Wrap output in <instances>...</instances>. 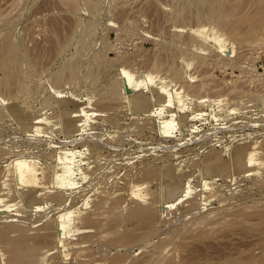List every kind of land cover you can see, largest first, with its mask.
Returning a JSON list of instances; mask_svg holds the SVG:
<instances>
[{
	"label": "rangeland",
	"instance_id": "374dc122",
	"mask_svg": "<svg viewBox=\"0 0 264 264\" xmlns=\"http://www.w3.org/2000/svg\"><path fill=\"white\" fill-rule=\"evenodd\" d=\"M49 1L50 3L52 2V0H18L17 3V0H0V19H8L2 21L4 23H1L0 20V55H3L0 58L2 59L6 55V57L9 56L8 60L10 61L15 57V54L13 56L12 53L10 55L4 52L8 51L7 47L12 43H15L16 46H14L17 47V51L21 52L20 54L18 53L20 58L15 63L16 66L15 64L12 65L10 61V63L8 62L9 67L7 65L5 66L6 68H0V84H2L0 85V152L3 153H0V167L3 166L2 169H5L1 173L6 178L4 180H9V176L11 177L13 172L11 171L13 161L19 155L25 154V156L28 155L27 157L35 158L39 161L41 183L44 185L39 193L42 198L40 207L29 209L26 206L24 208L17 191H14L12 185L9 184L11 181H8L7 184L11 185V187L8 185L9 192L5 202L6 204L9 202L11 208L5 212H0V264L2 261L5 264L21 263L19 260H14L16 262L12 261V256L9 255L12 254L9 253L11 250H7L10 249L8 248L10 246L6 245L8 243H5L1 237V229L3 230V227L7 226V224H19L20 222L18 223V221L22 222L20 227L24 228L25 224L26 228L24 229H27V233L29 235L32 233L30 236H34L33 233L36 235L37 232L46 231L47 233L49 231L47 233L48 239L49 237L51 239V241L47 240L48 243L50 242L49 244L42 242L43 246H41L40 243L42 247L38 251L40 258L37 255L34 260L41 259L43 255H47L49 258L44 256L45 260H42V258L39 261L29 259L30 263L24 260L23 264H33L32 262L43 264L44 261V264H52L58 262V260L61 263L54 264H86L88 262H94L92 264H110L113 259L114 261L111 264L117 263V261L120 262H118L119 264H123V262L124 264H145L148 260L153 264L152 259L155 261L154 258L159 261L156 260V264H264V30L258 31L257 34L246 39L250 41L251 45L247 41H240L234 34L231 36L229 31L227 35L222 34L216 31L218 26L212 23L217 21L215 18L213 19V17H208L205 14L206 20L205 18L203 19L205 22L202 21V16H199L202 22L198 20L197 16L200 15V12L203 15L202 13H207L206 11L208 10V6H205V8L202 5L203 0H201V3H199L200 0H195V3H192V0H183L182 3L181 0H98L100 2L104 1L101 2L103 3L102 8L99 2V7L97 6L99 10L95 8L92 13L91 10H88L89 8H86L87 6L80 7V11H71L64 7V9H60L61 4L58 3L59 6H56L57 2L55 3V1L51 3L54 8L49 6L51 4H47L48 7L45 3H49ZM110 1L113 8L109 6V9L106 3H110ZM240 1L238 12H242L243 16H246V21L243 23L241 21L242 24L240 23L242 29H248L257 19L256 23H259L261 19L264 20V0ZM240 1L236 0V2ZM183 3H185L184 8L189 3L186 9L192 8L190 9V14L187 10H184L183 13V8L181 9V4ZM191 3L195 5L193 6ZM7 4H10L11 7ZM82 4L84 5V2ZM105 4L107 5L106 7H104ZM114 4L116 6L120 4L117 10ZM5 5H7V9H5ZM201 5L205 10H202ZM204 5L207 4L204 3ZM12 6L14 7L12 8ZM178 7L180 10H178ZM10 8H12V12L11 10L8 11ZM100 9L102 13H100ZM111 9L113 10L112 12ZM5 11H8V14ZM179 11H182L183 15L187 14L186 16L188 17L183 16L184 18L179 20ZM59 12H65L66 15L68 13L66 19H69H67L68 22H65L67 23L65 28L68 27L70 30L71 26H68V23L69 25L75 24L71 28L73 30H70L69 33L67 32L69 38L65 37L66 41L71 42H67L68 46L60 49V52L56 50H59V48L53 44L52 25H50L53 20L57 18V20H62L64 18H60L63 14L61 15ZM191 12L194 13L192 20ZM55 13H59L61 16L59 17ZM87 13L91 14L88 16ZM242 13L240 14L241 16ZM4 14L6 17H4ZM56 15L58 16L57 18L54 17ZM74 15L80 17L74 18ZM81 15L85 17L82 16V18ZM91 15L92 17L93 15L95 16L93 19H96V21L92 19ZM71 16L73 18H70ZM87 16L90 18L86 19ZM233 16L234 18L230 17L233 18L231 22L240 21V16L237 15L238 20L235 17L236 15ZM207 17L210 22L212 21V24L207 22L209 21ZM185 18L187 21H191H188L189 24L186 23L188 25L185 24ZM252 18H254V22L251 21ZM78 20L81 22H77ZM182 20L185 21L183 22ZM93 22L96 23V26L92 24V30H98L97 36L95 35L96 32L94 33L96 37L92 33V40L88 39L89 41L81 43L91 46L93 41L91 49H94V51L99 49L100 55L97 54L98 51L94 52L90 48L85 47V44L81 45L83 46L82 48L78 44L80 43L79 40L77 41L78 43H75L78 38L80 40L85 39L86 32L83 29L85 28L83 24L90 27V23ZM77 23L81 25H77ZM214 24H217V22ZM74 26L80 29L74 31ZM87 28L85 29L87 30ZM78 30L81 31L79 32ZM72 32L78 33L77 37L79 35L84 36H79L78 38L73 36L72 40L70 34L76 35ZM203 36H207L209 39ZM258 37L263 39L261 38L262 40L259 39L258 41ZM99 38L105 40L106 43L102 39L99 42L101 45L106 44V46H103V48L106 47V50L104 48L100 51V44L96 45ZM188 38H190L189 42L193 38L194 43H192V39L190 44ZM251 38H253L254 42ZM217 41L225 44L223 45L224 47H220ZM72 43L73 45H71ZM76 44H78L77 47ZM69 45L71 46L69 47ZM4 46L7 47L4 48ZM40 47L43 49L40 50ZM78 47L79 50L76 49ZM62 50L63 52H61ZM169 50H173V52ZM84 51L89 55L85 56ZM177 51L180 52L178 53ZM185 51L188 54H184L183 52ZM76 52L77 54H83L80 55L81 57L74 59L77 57V55L74 57ZM101 53H104V55ZM171 53L175 55H171ZM181 53L184 56L183 54L179 56ZM98 55L100 56L99 59ZM92 56L96 60L92 59ZM156 56L158 60L160 58L159 63L162 61L160 64H165H156L157 60L154 59ZM200 57L202 58L200 59ZM71 58L75 61L82 59V62H78V64L81 62L82 69H76L79 71L77 77L73 75L75 76V82L77 81L75 78H79L77 81L79 82L80 80L79 85L77 82H71L73 76L67 74L69 71L65 69L68 65L63 66V64L71 62ZM170 58H173V64H170L172 67H169L170 65L168 64V62L172 61ZM13 59H16V57ZM90 61L93 62V66L96 61L97 64L100 63L101 65L99 64L98 67L95 64L91 72L90 65L92 62L90 63ZM153 61L155 63L153 65H158L157 67L159 68L153 66L151 69ZM178 61L181 66H179ZM33 64H36V66ZM96 65L100 68L98 70L102 71V74L95 69L97 68ZM173 65H175L174 68ZM61 66L65 67L66 71H61ZM160 66L162 71H160ZM178 66L182 70L180 68L177 69ZM11 67H13V77L11 73H8L11 72V70L9 71ZM154 68L156 70L159 69L158 73L154 74ZM171 68L174 71L176 70L175 74L180 73L177 74L180 79L174 78H177L175 83L172 82L175 75L173 74L174 76L170 77L173 72ZM170 69L171 71H169ZM58 70L66 73H62L63 76L65 75L64 77L71 76V80H67L66 78L68 77L65 78L67 80V82H64L65 84L62 82L65 81L62 78L60 83H63V86L58 82L57 84L53 83L55 81L52 82V76H57L59 74ZM80 70H82V73ZM123 70L135 75L136 78L142 79L144 81L142 83H145L147 87L166 86V89L169 88L168 93H173L172 96L174 98H171L174 101L169 106L167 105L168 107H163L164 111H162V114H166L167 119L172 118L177 122L179 114L184 111L195 110V112L199 113L198 118L194 117V120H190L195 125V129L191 131L183 130L180 125L176 124L175 128L165 133L160 130L158 121L160 116L163 115L157 113L155 114L156 116H147L144 113L146 112L144 109H132L129 103L124 100L125 98L127 99V92L123 84L119 88L116 85V79L122 77ZM179 70L183 74L178 72ZM83 72L87 73V77H85ZM110 73L116 79L113 78V80V76ZM81 74H83L84 78L80 76ZM99 74L101 75L99 76ZM106 74L109 75L108 77L111 76V79L105 80L108 78ZM9 75L14 79L10 82L11 87H6L4 86V81ZM96 75H98V78ZM147 76H152L149 78L150 80L152 79V82L146 78ZM181 76L185 80H182ZM110 80L113 82L116 80V82L113 83L111 81L112 83L110 84ZM180 81L181 84H178ZM19 88L20 90H18ZM109 90H115L114 94ZM177 91L179 96L175 95ZM101 92L102 94H100ZM103 92L109 96L103 95ZM42 93L48 96L45 97ZM195 93L199 96L197 97ZM99 94L101 99L107 96L108 99L103 100L104 104L100 101L101 99L98 100ZM115 94L119 96L117 97ZM59 95L74 100L71 107L81 106V108L83 107L82 110L86 112L83 128L74 135H67L65 130L66 121L75 122V120L73 118L67 119L64 116L57 100ZM48 97L51 100H48ZM178 99L182 100V104L185 103L186 107L185 105L184 107L186 110L183 106V108L181 107L183 111L180 107H177V101H181ZM47 100L49 101L48 103H43ZM212 107L219 111L217 121H212L210 115ZM42 115L46 116L48 120L40 130H37L33 120L35 117ZM212 147H216L219 156L226 161V169L228 170L224 177L214 176L206 179L202 171L204 165L208 162L207 159H209L207 150ZM242 147H255L254 150H257H255V156L259 163L254 165L252 167L253 170L251 169L248 172H245V169L234 168L232 163V157L235 152ZM66 148H73L71 150L75 151L72 154L75 166L72 179H74L75 184L69 187H62L63 185L59 186L60 184H57V173L55 172H57L56 168L59 166L58 155L62 149ZM170 164L175 172L188 173L191 179L189 184L193 192L188 197L182 198L179 201L180 203L177 202L173 206L165 208L162 206V190L166 184L165 181H168V179L164 176V170ZM135 188H137V193L134 192ZM138 189L140 190L138 191ZM55 193H61L57 196L60 197L62 195L63 198H51V196H55ZM55 199L62 203L57 202ZM195 201L198 204H195ZM193 203L195 204L194 210H192ZM141 204L154 209V213L156 212V217H153L155 222L152 220L153 225L151 227L150 224L146 223L145 225V222H142L143 220L128 217L129 212L133 208L141 206ZM196 208L200 210L198 209V211ZM185 211L190 213L186 212L184 214ZM60 212H67L63 220L66 219L65 221L68 220V222L71 221L70 219L77 217V219L72 220L71 223H75L70 224L73 226H70L69 230L71 232L68 231L70 233L66 236L67 238L69 236L68 240L70 239L68 244L70 255L67 257L62 255L59 245L60 238L64 240L66 237L65 235H60L59 229L56 228L57 225H53L57 224L55 218L57 219ZM204 212L210 216L206 217L207 215ZM79 213L82 215H87L88 213L92 215V218L88 220L86 218H89L90 215L82 216ZM116 213L122 214L117 216ZM196 214L199 218L201 216L199 221L196 218ZM80 215L84 218H80ZM42 217L43 219H41ZM120 217L126 220L122 219L121 221ZM208 218L209 220L207 221L206 219ZM113 220H116L117 223L115 221L113 223ZM119 220L120 223L118 222ZM87 221H92L91 223L94 221L96 224L91 225ZM86 222L87 224H85ZM26 225H29L30 228ZM45 225L47 229H43ZM95 225L100 226V229L98 230L97 226V228L93 229L92 227H95ZM146 226L149 227L146 228ZM158 227L159 229L161 228V231L157 230ZM153 228L158 234L161 233V238ZM14 229L15 227H12L10 230ZM18 229L12 232L9 231L11 232L10 236L16 237L19 234V231H16ZM147 229H152L153 232L150 231L149 233ZM144 230L145 232H143ZM100 232L101 234L104 232L103 234L106 235V238L103 234L102 237ZM151 232L153 237H150L152 239L149 235L147 236ZM140 233L141 237L139 236ZM142 233H146V235L143 236ZM153 233H156V236ZM136 234L139 235L137 236ZM61 236H64V238ZM91 236L93 237L92 239ZM95 236H98L100 240L96 237V241ZM111 236L116 241L113 240L114 238L110 241ZM132 236V240L135 241L137 237L136 240L139 242L135 241L136 244H133L134 242L131 240L133 243L131 242V245H129V238H132ZM118 238L122 243L118 241ZM122 238L124 240L125 238H127L126 240L129 239V242L126 240L124 242ZM138 238H142V242ZM144 239L147 241V245ZM1 241L4 243H1ZM117 241L119 244L115 243ZM155 242L164 244V252L159 247L161 244L155 245ZM125 243H127L126 246L124 245ZM3 245H6V247L4 246V248ZM48 245L52 246L49 247ZM149 245H152L151 248ZM148 247L150 249L154 248L152 249L153 254L159 252V257L151 255L152 251H148L150 250L147 249ZM100 248L102 252L104 251V254L101 251L99 252ZM50 249L53 250L50 251ZM43 250L45 252L49 251L46 254ZM89 250L93 252L97 250L96 253L94 252L96 256L93 252L89 254L91 256L90 259L92 260L95 256L96 258L94 259L96 261H89L88 259L86 263L80 262L88 257L85 253H88ZM41 251L45 254L41 253Z\"/></svg>",
	"mask_w": 264,
	"mask_h": 264
},
{
	"label": "bare ground",
	"instance_id": "6f19581e",
	"mask_svg": "<svg viewBox=\"0 0 264 264\" xmlns=\"http://www.w3.org/2000/svg\"><path fill=\"white\" fill-rule=\"evenodd\" d=\"M53 1H55V3L57 2V4H55L56 6H59V4H61V6L59 7L60 9H64V8H68V9H70L71 11L73 10V11H77V10H79V8L80 7H82V6H84V7H86V8H89L88 10H91V13H92V11H93V9H94V11H95V8H97V6L99 7V2L100 1H98V0H52V2ZM119 1V0H118ZM182 1L183 0H181V3H182ZM195 0H192V3H195L194 2ZM199 1V0H198ZM204 1V2H203ZM202 2V5L205 7V6H208L207 8H208V10L206 11L207 13H202L203 15H201V12H200V15H198L197 17L199 18V16H202L201 18H202V21H204L205 22V20H206V16H204L205 14H207V16L208 17H213V19L215 18L217 21V24H214V23H216V22H212L213 23V25H217L218 26V29L216 30V31H218V32H221L222 34H226L227 35V33H229V32H231V36H233V34L236 36V38H239L240 39V41L241 40H243L242 42H244V41H247L246 39H248L249 37H251V36H253V35H255V34H257L258 33V31H263L264 30V20L263 19H259L260 20V22L259 23H256L257 22V20H255V22L253 21V19L254 18H252V20L251 21H253L254 22V24H251V26H249V28L248 29H242L241 27H240V25L244 22V21H246V16H243V13L242 12H238V9H239V6H240V3H241V1L240 2H236V0L234 1V0H203ZM238 1V0H237ZM255 1H259V0H255ZM14 2V1H13ZM51 2V3H52ZM82 2H84V5L82 4ZM101 2H104V1H101ZM100 2V3H101ZM106 2V1H105ZM187 2H189V1H187ZM187 2H186V4H187ZM191 2V1H190ZM17 3H18V0H17ZM17 3H16V6H17ZM50 3V1H49V3H45L46 5L48 4H51ZM59 3V4H58ZM109 3V2H108ZM108 3H106L105 4V6L104 7H108L109 9H110V7L111 8H113V6H112V4H111V1H110V3L109 4H111V5H109ZM115 3H117L116 1H115ZM122 3H123V1H122ZM191 3V4H192ZM199 3H201V0H200V2ZM204 3H206L207 5H204ZM102 4L103 3H101V8H102ZM184 4L185 3H183V4H181L182 5V7H181V5H180V7H181V9L183 10V13H184V10H187V11H189V14H190V9H192V8H190L189 7V9H186V8H188V6H189V3H188V5H187V7H185L184 8ZM198 4V3H197ZM196 4V5H197ZM7 5H9L10 7H11V5L10 4H7ZM7 5H5L6 7H5V9H7ZM47 5V6H48ZM120 5V4H119ZM119 5L118 6H116L115 4H114V7H116V10L119 8ZM193 6L195 5V4H192ZM202 5H201V7H202ZM15 6V5H14ZM14 6H12V8L14 7ZM49 6H52V4L51 5H49ZM48 6V7H49ZM56 6H55V8H56ZM110 6V7H109ZM200 6V5H199ZM1 7V6H0ZM3 7V6H2ZM53 8H54V6H52ZM64 7V8H63ZM192 7V6H191ZM200 7V8H201ZM204 7H202V10H205V8ZM4 8V7H3ZM12 8H10V9H8V11H10L11 10V12H12ZM58 8V7H57ZM204 8V9H203ZM51 9V8H50ZM59 9V10H60ZM67 9V10H68ZM82 9V8H81ZM98 10H99V8H97ZM115 9V8H114ZM49 10V9H48ZM85 10V9H84ZM121 10V9H120ZM178 10H180V8L178 7ZM1 11V10H0ZM2 11H4V9H2ZM8 11H5V12H7V14H8ZM62 11V10H61ZM64 11H66V10H64ZM71 11L69 12V15H70V13H71ZM80 11V10H79ZM93 11V12H94ZM97 11V10H96ZM105 11H107V9H105ZM104 11V12H105ZM113 10L111 9V12H112ZM115 11V10H114ZM126 11V10H125ZM87 12V11H86ZM103 12V13H104ZM120 12V11H119ZM180 12V11H179ZM178 12V13H179ZM193 12V11H192ZM191 12V16L194 14V13H192ZM264 12V11H263ZM1 13V12H0ZM54 13V12H53ZM60 13V12H59ZM59 13H55V14H57V15H59ZM65 13V12H64ZM64 13L62 12V13H60L61 15H62V17H60L61 15H59V17L60 18H63L62 20H57L58 18V16L56 15V16H54V17H56L57 19L56 20H53L52 21V24H50V25H52V34H53V41H54V45L55 46H57V48H59V50L58 49H56L57 51H59L60 52V49H62L63 47H66V46H68L67 44L68 43H70V42H68V41H66L65 40V37L68 35V33H69V31L71 30V28H73V25H75V24H71V25H69V23H68V26H71V28H70V30L68 29V27L67 28H65V25L67 24V23H65L66 21H67V19H69V18H67L66 19V17H68V13H67V15H66V13H65V16H64ZM77 13V12H76ZM81 13V12H80ZM80 13H78V14H80ZM90 13V14H91ZM99 13V12H98ZM98 13H97V15H98ZM100 13H102V11H101V9H100ZM107 13H109V12H107ZM180 13H182V11L180 12ZM179 13V15H178V18H179V20H181V19H183L184 17H188V16H186V15H183V13L182 14H180ZM186 13H188V12H186ZM242 13V16L240 15ZM54 14V15H55ZM73 14V13H72ZM90 14H88L87 13V15L89 16ZM96 14V13H95ZM94 14V15H95ZM236 15L235 17L237 18V20H238V16H240L239 18V20L240 21H237L236 23L235 22H231L232 21V19L234 18V16L233 15ZM264 14V13H263ZM262 14V15H263ZM5 15V14H4ZM84 15H86V14H84ZM84 15H81V17L83 16V17H85ZM93 15V17H92V15H91V17H92V19L96 16H94ZM238 15V16H237ZM2 16V15H1ZM7 16H11V15H7ZM75 16V15H74ZM86 17V19H88V18H90V17ZM182 16V17H181ZM184 16V17H183ZM190 16V15H189ZM190 16V17H191ZM233 17V18H230V17ZM4 17H6V15L4 16ZM4 17H3V19H4ZM78 17H80V16H78ZM77 16H75L74 18H78ZM82 17V18H83ZM207 17V18H208ZM263 17H264V15H263ZM1 18V17H0ZM70 18H73L72 16L70 17ZM181 18V19H180ZM186 18H185V20H186ZM205 18V20H203ZM52 19H54V18H52ZM51 19V20H52ZM193 19V16H192V18H191V20ZM256 19V18H255ZM1 20V19H0ZM6 20H8V19H5V20H1V23H4V22H2V21H6ZM76 20V19H75ZM74 20V21H75ZM81 20V19H80ZM80 20H78L77 22H81ZM94 21H96V19H93ZM92 20V21H93ZM178 19H177V21H179ZM185 20H182L183 22L185 21ZM198 20H200V18L198 19ZM207 20H209V21H207V22H210V19L208 18ZM69 21H71V20H69ZM73 21V20H72ZM84 21V20H83ZM181 21V22H182ZM187 21V20H186ZM185 21V24L186 23H188L189 24V22L188 21H190V20H188L187 22ZM201 21V20H200ZM201 21V22H202ZM215 21V20H214ZM241 21H242V23H241ZM8 22V21H7ZM6 22V23H7ZM68 22V21H67ZM84 22H86V21H84ZM87 22L89 23V21L87 20ZM91 22V21H90ZM191 22V21H190ZM210 22V23H211ZM0 23V24H1ZM79 23H77V25L79 24ZM179 23H180V21H179ZM211 23V24H212ZM241 23V24H240ZM92 24H96V23H90V27H88L86 24H83V25H85V28H87V30L85 29V28H83L84 30H85V32H86V35L84 36V38L85 39H83V38H81V39H83V40H85V41H83V40H80V38H78L79 36L80 37H83V36H81L82 34L81 33H79L81 30L83 31V29H81V30H78L77 32L79 33V34H81V35H79L78 37H77V34L78 33H73V34H76V35H71L70 34V37L72 38V40H73V38L76 36V38H78L77 40H76V42L75 43H78L77 41L79 40L80 41V43H78V44H80V46L81 45H83V44H85V43H81V42H86V41H89L88 39H90V40H92L91 38H92V36H91V34L93 33V36H97V34H98V30L97 29H94V30H97V31H93L92 30ZM188 24H186V25H188ZM79 25H81V24H79ZM93 25V26H94ZM98 25V24H97ZM183 25H184V23H183ZM212 25V26H213ZM96 26V25H95ZM185 26V25H184ZM211 26V27H212ZM216 26V27H217ZM79 27V26H78ZM215 27V26H214ZM213 27V28H214ZM74 28H75V26H74ZM96 28V27H95ZM76 29H80V28H75V30L74 31H76ZM229 29V30H228ZM68 30V31H67ZM73 30V29H72ZM71 30V31H72ZM93 31V32H92ZM229 31V32H228ZM68 32V33H67ZM96 32V34L94 35V33ZM71 33V32H70ZM83 33V32H82ZM180 34V33H179ZM203 34H205V33H203ZM206 35H208V34H206ZM230 35V34H229ZM261 35V34H260ZM260 35H259V37H260ZM52 36V35H51ZM74 36V37H73ZM95 36V37H96ZM209 36V35H208ZM204 37V36H203ZM214 37V36H213ZM257 38L258 39V41H259V39H261V38ZM52 38V37H51ZM67 38H69V36H67ZM204 38H207V36L206 37H204ZM95 39V38H94ZM100 39H102V38H99V40H98V42L96 43V45H98V43L100 44ZM189 39L190 38H188V42H189ZM192 39L193 38H191V40H190V42L192 41ZM207 39H209V38H207ZM252 40H253V38H251ZM263 39V38H262ZM261 39V40H262ZM71 40V39H70ZM103 41H104V43H106L105 42V40L104 39H102ZM101 40V41H102ZM260 40V41H261ZM221 41V40H220ZM220 41H217V43H218V45L220 46V47H222L223 45H225V44H223V43H221ZM237 41H239V40H237ZM239 41V42H240ZM68 42V43H67ZM91 42V41H90ZM89 42V43H90ZM95 42H96V40H95ZM95 42H94V44H95ZM189 42V43H190ZM247 42H249L250 43V41H247ZM252 42V41H251ZM253 42H254V40H253ZM252 42V43H253ZM9 43H11V42H9ZM75 43H74V45H75ZM88 43V42H87ZM92 44H91V46L93 45V41L91 42ZM192 43H194V39H193V41H192ZM78 44H76V47H77V45ZM102 44H103V42H102ZM174 44V43H173ZM191 44V43H190ZM189 44V45H190ZM245 44H247V43H245ZM7 45H9V44H7ZM15 45V43H12V44H10L9 45V47H7V46H4V48L5 47H7V49H8V51L6 52V51H4L5 52V54H7V53H9L10 55H11V53H12V55L13 54H15V57H16V59H13V58H15V57H13L10 61H11V64L12 65H14L17 61H18V59L20 58V56H19V54L21 53H19L18 51H17V47H15L14 46ZM71 45H73V43L71 44ZM71 45H69V47L71 46ZM88 45V44H87ZM90 45V44H89ZM193 45V44H192ZM250 45H251V43H250ZM91 46H86V44H85V47H88V48H92ZM100 46V51H101V49H104L105 48V50H106V47H104L103 48V46H106V44L105 45H99ZM101 46H102V48H101ZM171 46V45H170ZM172 46H174V45H172ZM218 46V47H219ZM69 47H67V48H69ZM82 48H83V46H81ZM80 47V48H81ZM84 47V48H85ZM96 47V46H95ZM94 47V48H95ZM98 47V46H97ZM176 47H178V46H176ZM224 47V46H223ZM222 47V48H223ZM172 48H174V47H172ZM184 48V47H183ZM183 48H180V49H183ZM7 49H4V50H7ZM43 48H41L40 47V50H42ZM76 49H78L79 50V47L78 48H76ZM175 49V48H174ZM173 49V50H174ZM220 49V48H219ZM38 50H39V48H38ZM92 50V49H91ZM99 50V49H98ZM98 50H96L95 49V51L97 52ZM173 50H169V51H172L173 52ZM177 50V49H176ZM184 50H186V49H184ZM80 51H81V49H80ZM92 51H94V49L92 50ZM94 51V52H95ZM187 51H188V49H187ZM3 52V53H4ZM59 52H57V53H59ZM61 52H63V50L61 51ZM83 52V51H82ZM102 52H104V51H102ZM176 52V51H175ZM174 52V53H175ZM178 52V51H177ZM180 52V51H179ZM178 52V53H179ZM182 52V51H181ZM3 53H1V54H3ZM19 53V54H18ZM81 53V52H80ZM93 53V52H92ZM174 53H171V55L172 54H174ZM184 54L186 53V54H188L186 51L185 52H183ZM183 53H181V55H179V56H182V54ZM60 54V53H59ZM81 54H83V53H81ZM81 54H77V52L74 54V57H75V55H77V57H75L74 59H76V58H78V57H81L80 55ZM94 54V53H93ZM93 54H91V55H93ZM97 54H99V51L97 52ZM102 55H104V53H101ZM184 54H183V56H184ZM79 55V56H78ZM84 55L85 56H88L89 54H87V52L85 53V51H84ZM84 55H82V56H84ZM100 55V54H99ZM97 56L98 57V59H99V57L100 56ZM175 55V54H174ZM173 55V56H174ZM1 56H3V55H0V57ZM14 56V55H13ZM84 56V57H85ZM172 56V57H173ZM177 56H178V54H177ZM93 57V56H92ZM95 57H96V54H95ZM95 57H93L92 59H95L96 60V58ZM176 57V56H175ZM174 57V58H175ZM8 58H9V56H7L6 57V55L0 60V68L1 67H5V66H7L9 63H10V61L8 60ZM73 58V57H72ZM71 58V59H72ZM83 58V57H82ZM89 58V57H88ZM179 58V57H178ZM177 58V59H178ZM202 57H200V59H201ZM7 59V60H6ZM87 59V58H86ZM97 59V60H98ZM101 59V58H100ZM155 60H157V62H156V64H160L158 61L160 60V58H159V60L157 59V56H156V58H154ZM176 59V60H177ZM203 59H204V57H203ZM14 60V62H12ZM85 60V59H84ZM161 60H163V59H161ZM169 60V59H168ZM170 60H172V61H170ZM170 62H168V61H166V62H168V64L170 65V64H173L172 62H173V58L171 59L170 58ZM179 60V59H178ZM77 61V62H76ZM71 60V62H69V60H68V62L69 63H67V64H63V66H65V65H68V66H66V68L65 67H62L61 66V71L62 70H68L69 72H67V74H70V75H76V77H77V74H78V70H76V69H78V68H80V69H82L81 67H82V64H81V62H82V59L80 58L79 59V61H81L79 64H78V60ZM102 61V60H101ZM100 61V62H101ZM154 61H153V63H152V66H151V69H152V67L154 66L153 64H155L154 63ZM202 61V60H201ZM9 62V63H8ZM92 61H90V63H91ZM95 62V61H94ZM99 62V61H98ZM163 62H164V60H163ZM175 62V61H174ZM179 62V61H178ZM203 62V61H202ZM66 63V62H65ZM206 63V62H205ZM205 63H204V65H205ZM81 64V65H80ZM95 64H97V61L95 62ZM95 64H94V66H95ZM99 64L100 63H98L97 65H98V67H99ZM165 63H163V64H160V65H164ZM167 64V65H168ZM175 65H176V62L174 63ZM201 64V63H200ZM34 66H36V64H33ZM78 65H79V67H78ZM91 65H92V67H91ZM90 65V70H91V72H92V70L94 69L93 67V62H92V64ZM97 65H96V67H97ZM101 65V64H100ZM157 65V66H158ZM167 65H165V67L167 66ZM168 65V66H169ZM175 65H173V68H174V66ZM203 65V64H202ZM15 66H16V64H15ZM148 66H150V65H148ZM157 66H154V67H156V68H159V67H157ZM167 66V67H168ZM179 66H181L180 65V62H179ZM178 66V68L177 69H181L182 70V68L181 67H179ZM8 67H9V65H8ZM7 67V68H8ZM42 67H43V65H42ZM95 68V69H100V68ZM161 67V66H160ZM169 67H172L171 65L169 66ZM169 67L167 68V69H169ZM6 68V67H5ZM13 67H11V69H9V71L11 70V72H8V73H11V75H12V77H13V74L14 73H12V69ZM65 68V69H64ZM148 68H150V67H148ZM173 68H171L172 70H173V72H172V74L170 75V77H173L174 75V77H173V79L175 78V77H177L178 75L177 74H180V73H177V74H175V71H174V69ZM150 69V70H151ZM155 69V68H154ZM153 69V70H154ZM171 69L169 70V71H171ZM14 70H15V68H14ZM65 70V71H66ZM181 70H179L178 72H181ZM59 71V70H58ZM61 71H59V74L56 76H52V82L53 81H55V82H53V83H56L57 84V82L58 83H60L61 82V80H62V78H63V80H65V81H62L63 83L64 82H67V80L69 79V80H71V76L70 77H68V76H66V77H68V78H66V77H64L63 76V74L62 73H65V72H61ZM81 71V73H82V70H80ZM98 71H100V70H98ZM152 71V70H151ZM155 72H154V74L157 72V71H159V69L158 70H154ZM160 71H162V67L160 68ZM168 71V70H167ZM169 71H168V73H169ZM57 72V71H56ZM75 72H77V73H75ZM94 72H97V71H94ZM101 72V74H102V71H100ZM100 72H98V73H100ZM75 73V74H74ZM84 73V75H85V77H87V73L85 74V72H83ZM103 73H105V72H103ZM108 73V72H107ZM153 73V72H152ZM158 73V72H157ZM18 75H19V73H17ZM55 74V73H54ZM53 74V75H54ZM66 74V73H65ZM92 73H90V75H91ZM96 74V73H95ZM101 74H99V76L101 75ZM109 74V73H108ZM108 74H106L107 75V77L109 76ZM112 76H113V74L112 73H110ZM159 74H160V72H159ZM174 74V75H173ZM181 74H183L182 72H181ZM11 75H9L7 78H6V80L4 81V86H6V87H8V86H10L11 85V80H13L14 78H11ZM158 75V74H157ZM79 76V75H78ZM80 76H83V74H81ZM88 76H89V74H88ZM91 76H93V75H91ZM97 76V78H98V75H96ZM96 76H95V78H96ZM15 77H16V75H15ZM54 77V78H53ZM74 77L75 76H73L72 78V80H71V82H75V80H74ZM111 77V76H110ZM110 77H108V78H106L105 79V77H104V79L105 80H107V79H109ZM115 76H113L112 77V79L114 78ZM150 77H152V76H147L146 78H150ZM193 77H195V76H193ZM67 80H66V79ZM83 78H84V76H83ZM177 78H179L180 79V76L179 77H177ZM176 78V79H177ZM185 78V77H184ZM53 79H55V80H53ZM75 79H77V81H78V79L79 78H75ZM81 79V78H80ZM111 79V78H110ZM114 79H116V78H114ZM113 79V80H114ZM176 79H174V81H172V82H176ZM181 79L182 80H185V79H183L182 78V76H181ZM82 80V79H81ZM117 80V83H116V85H118V88L120 87V85H122L123 84V86H124V88H125V90H126V92H127V99L125 98L124 100H126L125 102H128L129 103V105H130V107L132 108V109H136V110H142V109H144L146 112H144V113H146L147 114V116L149 115V116H152V115H154V116H156L155 114H157V113H160L161 115H163V116H160V119H158V121H159V128H160V130L162 131V132H165V133H167V132H169V130H171V129H173V128H175L176 126V124L177 125H180V128H182L183 130H194L195 129V125H193L191 122H190V120L192 119V120H194L195 118L194 117H197L198 115H199V113L198 112H195V110L194 111H189V112H183V113H181V114H179L177 117H178V120H177V122H175V120H173L172 118L171 119H167L166 118V114H162V111H164V108L163 107H168L171 103H172V101H174V100H172V98H174L172 95H173V93H168L169 91H168V89L169 88H167L166 89V86L164 87H156V88H151L150 86H146L145 85V83H142V82H144V81H142V79H140V78H136L135 77V75H131V73H129V72H127V71H124L123 70V72H122V77L120 78V79H116ZM116 80L114 81V82H116ZM150 80V79H149ZM76 81V82H77ZM112 80H110L109 82H110V84L113 82H111ZM148 81V80H147ZM151 82H152V79L150 80ZM178 81V80H177ZM75 82V83H76ZM109 82H107V83H109ZM113 82V83H114ZM150 82V83H151ZM187 82H188V80H187ZM62 83V84H63ZM68 83H69V81H68ZM78 83H80V80H79V82H77V84ZM183 83H184V81H183ZM55 84V85H56ZM61 84V83H60ZM60 84H58V85H60ZM61 84V85H62ZM65 84V83H64ZM178 84H181V81H180V83L178 82ZM0 85H2V84H0ZM13 85H15V84H13ZM75 85V84H74ZM79 85V84H78ZM108 86H109V84H107ZM116 85H114V86H116ZM150 85V84H149ZM63 86V85H62ZM112 86H113V84H112ZM111 85H110V87H112ZM11 87V86H10ZM18 87V86H17ZM16 87V88H17ZM20 87V86H19ZM78 87V86H77ZM109 87V88H110ZM117 87V86H116ZM11 89V88H10ZM115 89V88H114ZM153 89V90H152ZM17 90V89H16ZM18 90H20V88L18 89ZM170 90H172V89H170ZM174 90V89H173ZM110 92L112 91V90H109ZM116 91H118V90H116ZM106 92V91H105ZM105 92H103V95L105 94V95H107V96H109L108 94H106ZM113 92H115V90L114 91H112V93ZM194 92H196V91H194ZM198 92V91H197ZM43 93H45L46 94V92H44L43 91ZM42 93V94H43ZM109 93V92H108ZM175 93V92H174ZM177 93H178V91H177ZM177 93H175V95H178L179 96V93L177 94ZM42 94H40V95H42ZM45 94H43V95H45ZM100 94H102V92L100 93ZM100 94H99V98H98V100L99 99H101L100 98ZM110 94V93H109ZM114 94V93H113ZM196 95H197V93H195ZM43 95L41 96V97H43ZM110 95H112V94H110ZM46 96H48V95H45V97ZM58 96V95H57ZM107 96H106V98H107ZM115 96H117L116 94H115ZM119 96V95H118ZM117 96V97H118ZM177 96V97H178ZM199 95H197V97H198ZM102 97V96H101ZM103 97H105V96H103ZM113 97V96H112ZM117 97H115V98H117ZM172 97V98H171ZM176 97V98H177ZM197 97H195V98H197ZM201 97V96H200ZM44 98V97H43ZM106 98H104L105 100H106ZM120 98V97H119ZM45 99V98H44ZM47 99V98H46ZM103 98L100 100V101H102L103 102V100H104ZM108 99V98H107ZM111 99H114V98H111ZM118 99V98H117ZM123 99V98H122ZM43 100V99H42ZM48 100H51L50 99V97H48ZM46 101V102H43V103H48L49 101ZM58 103H59V105L61 106V108H62V111H63V114H64V116L67 118V119H74L75 120V122H72V121H66V124H65V130H66V132H67V135H74V134H76L77 132H80L81 131V129L83 128V123L85 122L84 120V118L86 117V115H85V113L86 112H84L82 109H83V107L81 108V106L80 107H71V104H73L74 103V100H72V99H70V98H68V97H61L60 95H59V97H58ZM178 100H181V99H178ZM43 101H45V100H43ZM199 101V100H198ZM124 103V102H123ZM176 103V102H175ZM177 107H180V109H181V107L183 106L184 107V105H185V103L184 104H182L183 102H182V100L181 101H177ZM103 104H104V102H103ZM168 105V106H167ZM176 105V104H175ZM182 107V108H183ZM185 107H186V105H185ZM184 107V108H185ZM0 109H1V107H0ZM182 110V109H181ZM185 110H186V108H185ZM1 111V110H0ZM86 111V110H85ZM183 111V110H182ZM218 112L219 111H217V109H215L214 107H212L211 108V111H210V115H211V117H212V121H217L218 120ZM172 117H174L173 115H172ZM78 118H81V119H78ZM198 118V117H197ZM47 117L46 116H44V115H42V116H37V117H35L34 118V120H33V124L36 126V128H37V130H40V128L41 127H43L45 124H46V122H47ZM73 120V121H74ZM49 122V121H48ZM193 122V121H192ZM175 126V127H174ZM254 148L255 147H251V148H249V147H242V148H240V149H238L236 152H235V154H234V156L232 157V163H233V167L234 168H236V169H245V172H248V171H251V169H252V167L254 166V165H256V164H258L259 162L257 161V158H256V156H255V150H254ZM71 149H73V148H66V149H62L61 151H60V153H59V159H58V163H59V166H57V168H56V171L57 172H55V173H57L56 174V177H57V184H60L59 186H61V185H63L62 187H64V186H73L74 184H75V181H74V179H72V175H73V172H74V158L72 157L73 155V153L75 152L74 150H71ZM218 150H216V147H212L211 149L209 148V150H207V155L209 156V159H207L208 160V162L204 165V167H203V171H202V173H203V175H204V177L206 178V179H209V178H211V177H214V176H219V177H224L225 175H226V173H227V170L228 169H226V161H224L220 156H219V153L217 152ZM257 151V150H256ZM1 153V152H0ZM1 154H3V153H1ZM28 156V155H27ZM27 156H25V154L24 155H19L18 157H16V159L13 161V164H12V167L13 168H11V171H13L12 173H11V177L9 176V180H4V179H6V178H4V176L2 175V171H4L5 169H2L3 168V166H1L0 167V212L2 211H6V210H9L10 208H11V205L9 204V202L6 204V202L5 201H7V200H5V198L7 197V193L9 192V186L11 187V185H12V187L14 188V191H17V195L21 198V201L23 202V205H24V208H25V206L27 207V208H29V209H31V208H39L40 207V202H42L41 201V196H40V192H41V190L43 189V187H44V185L41 183V180H42V177H41V172H40V168H39V161L37 160V159H35V158H30V157H27ZM208 158V157H207ZM2 161V160H1ZM231 163V162H230ZM229 163V164H230ZM232 165V164H231ZM167 167V169L166 170H164V176L168 179V181L166 182L165 181V186H164V188H163V190H162V197H163V204H162V206L163 207H165V208H169L171 205L173 206L175 203H177V202H179L180 200H182V198H184V197H188L190 194H192V188H191V186H190V181H191V179L189 178V175H188V173H177V171L175 172V170H174V168H172V166H171V164L169 165V166H166ZM165 167V168H166ZM253 170V169H252ZM2 172V173H1ZM190 174V173H189ZM228 175V174H227ZM192 177V176H191ZM256 179H257V177H256ZM188 180V181H187ZM190 180V181H189ZM262 180V179H261ZM8 181H11V182H9V184H11V185H9V184H7L8 183ZM255 181H257V180H255ZM261 182H263V181H261ZM261 182H257L258 184H260ZM262 184V183H261ZM264 184V183H263ZM9 185V186H8ZM13 188H11L12 190H13ZM139 188V187H138ZM64 189V188H63ZM136 190H134V192H136L137 191V188H135ZM140 189H138V191H139ZM137 193V192H136ZM139 193V192H138ZM61 194V193H60ZM60 194H56L55 193V196H51V198H57V199H60V198H63V196L61 195L60 197H58L57 195H60ZM65 197V196H64ZM57 199H55V200H57ZM193 200V199H192ZM195 200V199H194ZM57 202H60V203H62L61 201H59V200H57ZM180 203V202H179ZM192 203V202H191ZM195 204L197 203L196 201L194 202ZM192 204L191 206H192V210H194V208L193 207H195L194 205L195 204ZM198 204V203H197ZM59 205H62V204H59ZM191 206H189L190 208H191ZM162 207V208H163ZM188 207V209H190ZM26 208V209H27ZM164 208V209H165ZM186 209V208H185ZM187 209V210H188ZM197 210L199 209V208H196ZM154 209H151L150 207H148V206H143L142 204H141V206H138L137 208H133V210L131 211V212H129V218H131V219H134V218H136V219H139V220H143L142 222H145V225H146V223L147 224H150V227L153 225L152 224V220L154 221V219H153V217L156 215L155 213H154V211H153ZM200 210V209H199ZM198 210V211H199ZM191 211V210H190ZM182 212V211H181ZM186 212H188V211H185L184 212V214L186 213ZM193 212H196V211H193ZM89 213V212H88ZM87 213V215L89 216L90 214H88ZM188 213H190V212H188ZM199 213V212H198ZM201 214H202V212H200ZM204 213H206V212H204ZM43 214V213H42ZM79 214H81V213H79ZM120 214H122V213H119V214H117L116 213V215L117 216H119ZM200 214V215H201ZM30 215V214H29ZM32 215V214H31ZM44 215V214H43ZM66 215H67V212H60L59 213V216L57 217V219L55 218V220H57V221H55V222H57V224L55 223V222H53V223H55V224H53V225H57V227L56 228H58L59 229V232H60V235H65V237L67 236V234H69L70 232H71V230H69V228H71L73 225H70V224H74L75 222H73V223H71L72 222V220H75V219H77V217H75L74 219H70L71 221H69L68 222V220L67 221H65V220H63V218L64 217H66ZM82 215V214H81ZM81 215H80V218H84V217H81ZM87 215H82V216H87ZM115 215V216H116ZM125 215V214H124ZM122 216V217H124V218H126L125 216H127V215H125V216ZM182 215V214H181ZM197 215V214H196ZM206 215H207V213H206ZM42 216V215H41ZM45 216V215H44ZM91 216V217H90ZM89 216V218H86V219H88V220H90V218H92V215H90ZM94 216V215H93ZM116 216V217H117ZM180 216V215H179ZM202 216H204L203 214H202ZM208 216H210V215H207L206 217H208ZM32 217V216H31ZM30 217V218H31ZM74 217V216H73ZM128 217H127V219H128ZM156 217V216H155ZM206 217H203V218H206ZM27 218V217H26ZM78 218H79V216H78ZM79 218V219H80ZM94 219H95V217H93ZM114 218V217H113ZM119 218V217H118ZM124 218H122V219H124ZM196 218H198V221L201 219V216H200V218L198 217V215H197V217ZM203 218H202V222H203ZM21 219V218H20ZM24 219V218H23ZM40 219V218H39ZM41 219H43V217L41 218ZM46 219V218H45ZM116 219V218H115ZM120 219H121V217H120ZM122 219H121V221H122ZM177 219V218H176ZM232 219V218H231ZM81 220V219H80ZM93 220V219H92ZM116 220H118V219H116ZM116 220H113V223H114V221L117 223V221ZM124 220H126V219H124ZM123 220V221H124ZM207 221L209 220V218L208 219H206ZM25 221V220H24ZM30 221V220H29ZM46 221H48V220H46ZM81 221H83V219L81 220ZM95 221V220H94ZM94 221H93V223H91V222H89V221H87L88 222V224H96V222L94 223ZM197 221V220H196ZM205 221V220H204ZM22 223L21 221H18V223ZM84 222H85V220H84ZM83 222V223H84ZM87 222L85 223V224H87ZM119 223H120V220L118 221ZM155 222V221H154ZM210 222V221H209ZM8 223H10V222H8ZM13 223V222H12ZM20 223L19 224H16V223H14V225L13 224H11V225H9V224H7V226H5V227H3V230L1 229V237H2V239H3V241H5V243H8V244H6V245H9L10 247H8V248H10V249H7V250H11V252L9 251V253H12V254H9V255H11L12 257V261L13 262H16V261H14V260H19L21 263L20 264H23L22 262L25 260V262H27L28 261V263H30L29 262V259L31 260H33V261H39V260H41L42 258V260H45V258H44V256H46L47 258H49V256H47V255H43L42 256V258L41 259H37V260H34L35 258H37V257H39V252L38 251H40L41 250V246H43V243L42 242H46V244H49L48 242H47V240H50L51 241V239H50V237H49V239H48V232L49 231H47V233H46V231L45 232H37L36 233V235H35V233H33V235L34 236H30V235H32V233L29 235L28 233H27V229H24V228H26L25 227V224H24V228L23 227H20ZM26 223V222H25ZM28 223V222H27ZM199 223V222H198ZM77 224V223H76ZM100 224V223H99ZM102 224V223H101ZM205 224H206V222H205ZM46 225H48V224H46ZM44 226L43 227V229L44 228H46L47 229V226ZM103 225V224H102ZM114 225H116V224H114ZM199 225H200V223H199ZM202 225H203V223H202ZM17 226H19L18 228H16ZM23 226V225H22ZM26 226H28L29 227V225H26ZM39 226V225H38ZM41 226V225H40ZM71 226V227H70ZM88 226V225H87ZM97 225H95V227H92L93 229L94 228H97L96 227ZM104 226V225H103ZM208 226V225H207ZM12 227H15V229H18V230H16V231H19V234L16 236V235H14V236H16V237H11L10 236V233L12 232V231H15V229L14 230H10V229H12ZM74 227H76V226H74ZM149 226H146V228H148ZM155 227H156V224H155ZM154 227V228H155ZM30 228V227H29ZM29 228H28V230H29ZM50 228V227H49ZM55 228V229H56ZM146 228H145V230H146ZM153 228V229H154ZM203 228H205L204 226H203ZM100 229V226L98 227V230ZM101 229H103V228H101ZM150 229V228H149ZM149 229H147L148 231L147 232H149L150 233V231H152V229L151 230H149ZM97 229H96V233H97V231H98ZM145 230L143 231V232H145ZM155 230V229H154ZM157 230L158 231H161V228L159 229V227L157 228ZM164 230V229H163ZM9 231H11V232H9ZM68 231H70V232H68ZM75 231V230H74ZM156 231V230H155ZM165 231V230H164ZM29 232V231H28ZM146 232V233H147ZM153 232V231H152ZM152 232H151V234H147V236L149 235V237L150 236H152ZM85 233V232H84ZM104 232H102V234H103ZM146 233H142V235L144 236V235H146ZM156 233H157V231H156ZM156 233H153L154 234V236H156ZM166 233V232H165ZM87 234V233H86ZM89 234V233H88ZM93 234V233H92ZM98 234V233H97ZM101 234V232H100V235H102ZM161 234V233H160ZM160 234H158L157 233V235H159V237H160ZM85 235V234H84ZM100 235H98L99 237H100ZM104 235V237L106 236L105 234H103ZM103 235H102V237H103ZM111 235V234H110ZM114 237H115V235L114 234H112ZM137 235V234H136ZM135 235V236H136ZM139 235V234H138ZM137 235V236H138ZM94 236V235H93ZM98 236H95V239H96V241H97V238L96 237H98ZM140 237H141V233H140V235H139ZM62 237V236H61ZM98 237V238H99ZM101 237V238H102ZM113 237V238H114ZM139 237V238H140ZM153 237V236H152ZM158 237V236H157ZM158 237V238H159ZM162 237V236H161ZM160 237V238H161ZM62 238H64V236L62 237ZM68 238H69V236H68ZM68 238L66 237V239H64V240H61V238H60V250L62 251L61 253H63L62 255H64L65 257H67V256H69L70 255V252L68 251V244H69V240H68ZM93 237L91 236V239H92ZM106 238V237H105ZM108 238V237H107ZM112 238V236H111V238H110V241H111V239H113ZM115 238H117V237H115ZM113 239L114 241H116V239ZM120 238V237H119ZM119 238H118V241H119ZM137 238V237H136ZM136 238H135V241H137V243L139 242L138 240H136ZM138 238V239H139ZM142 238H145V237H142ZM141 238V239H142ZM148 238V237H147ZM151 238V237H150ZM1 239V238H0ZM123 239V241L125 242V240L127 239V238H125V240H124V238H122ZM130 239V244L129 245H131V242L133 243V244H136L135 243V241L134 240H132L133 239V236H132V238H129ZM129 239L128 240H126L127 242H129ZM141 239H139L140 240V242H142L141 241ZM152 239V238H151ZM150 239V240H151ZM156 239V238H155ZM99 240H100V238H99ZM106 240V239H105ZM109 240V239H108ZM112 240V241H113ZM132 240V241H131ZM143 240V239H142ZM145 240V239H144ZM147 240H149V239H147ZM3 241H1V243L3 242ZM117 241V242H118ZM122 241V240H121ZM146 241V240H145ZM155 241V240H154ZM117 242H115L116 244H119V242L117 243ZM4 243V242H3ZM40 243H41V246H40ZM52 243V242H51ZM110 243V242H109ZM112 243V242H111ZM120 243H122V242H120ZM154 243V242H153ZM160 243V242H159ZM158 242L156 243L155 242V245H157V244H159ZM163 243H164V241H163ZM143 244V243H142ZM161 244V243H160ZM6 245H3V247L5 246L6 247ZM75 245V244H74ZM111 245V244H110ZM113 245V244H112ZM115 245V244H114ZM121 245V244H120ZM125 246L127 245V243H125L124 244ZM128 245V246H129ZM138 245V244H137ZM146 245H147V241H146ZM162 245V246H161ZM159 247H161L162 249V251H163V249H164V244H161ZM47 246V245H46ZM49 246V245H48ZM52 246V245H51ZM51 246H49V247H51ZM56 246H58V245H56ZM150 246V245H149ZM152 246V245H151ZM151 246H150V248H151ZM166 246V245H165ZM4 247V248H5ZM98 247V246H97ZM114 247V246H113ZM144 247H147V246H144ZM159 247H157L158 249H159ZM44 248H46V247H44ZM48 248V247H47ZM73 248V247H72ZM92 248V247H91ZM105 248V247H104ZM149 247L147 248V249H150ZM58 249V248H57ZM71 249V248H70ZM94 249V248H93ZM106 249V248H105ZM152 249H154L153 247H152ZM152 249H150V250H148V251H152ZM4 250H6V249H4ZM6 250V251H7ZM51 250H53V249H50V251ZM59 250V251H60ZM92 250V249H91ZM91 250H89V252L88 253H85L86 255H88V257L85 259V260H87V261H85L84 259L83 260H78V261H80V262H88V259H89V261L91 260L90 259V257L91 256H89V254H91L93 251H91ZM99 250V249H98ZM44 251V250H43ZM49 251V250H48ZM47 251V252H48ZM102 252V250H101V248H100V250H99V252ZM45 252V251H44ZM42 252L41 251V253H43V254H47V252ZM58 252V251H57ZM95 252V251H94ZM93 252V254H95L96 252H97V250H96V252L94 253ZM104 252V251H103ZM102 252V253H103ZM149 252V253H150ZM164 252V251H163ZM7 253V252H6ZM54 253V252H53ZM148 253V254H149ZM159 253V252H158ZM158 253L157 254H153V251H152V254L151 255H156V257L158 256L159 257V255H158ZM8 254V253H7ZM104 254V253H103ZM102 254V255H103ZM109 254V253H108ZM9 255H6V256H8V257H10ZM38 255V256H37ZM99 255H100V253H99ZM106 255H107V253H106ZM105 255V256H106ZM150 255V254H149ZM37 256V257H36ZM52 256H54V255H52ZM82 256H84V255H82ZM93 256V255H92ZM95 256H96V254H95ZM94 256V258H96ZM161 256V255H160ZM56 257V256H55ZM99 257H101V256H99ZM98 257V258H99ZM40 258V257H39ZM51 258V257H50ZM94 258H92V260L91 261H94L95 259ZM106 258V257H105ZM150 258V257H149ZM148 258V259H149ZM152 258V257H151ZM153 258H154V256H153ZM162 258V257H161ZM161 258H159V259H161ZM58 259H60V258H58ZM80 259V258H79ZM82 259V258H81ZM101 259V258H100ZM108 259V258H107ZM116 259V258H115ZM5 260H7V258H5ZM10 260V259H9ZM22 260V261H21ZM117 260V259H116ZM120 260V259H119ZM154 260L155 261H153V259H152V262H154L155 264L157 263V261H158V259H155L154 258ZM157 260V261H156ZM8 261V260H7ZM6 261V262H7ZM54 261V260H53ZM55 261H57V260H55ZM96 261V260H95ZM113 261H114V259H113ZM113 261H111V262H113ZM149 262H150V260H148ZM148 261H146L148 264H151V262L149 263ZM9 262V261H8ZM18 262V261H17ZM41 262V261H40ZM111 262H110V264H111ZM119 261H117V263L115 262V263H113V264H119L118 263ZM123 262V261H122ZM121 262V263H122ZM145 262V264H147ZM159 262V261H158ZM10 263H11V261H10ZM33 264H36L35 262H32ZM44 263H45V261H44ZM43 263V264H44ZM47 263V262H46ZM54 263H61V262H59V260H58V262H54ZM54 263H52V264H54ZM74 263V262H73ZM89 264L91 263V262H88ZM88 263H86V264H88ZM92 263H94V262H92ZM91 263V264H92ZM153 263V264H154ZM1 264H5V263H3V261L1 262ZM12 264V263H11ZM15 264V263H14ZM19 264V263H18ZM26 264V263H25ZM38 264H42V263H38ZM65 264V263H64ZM77 264H79V263H77ZM123 264H124V262H123Z\"/></svg>",
	"mask_w": 264,
	"mask_h": 264
}]
</instances>
